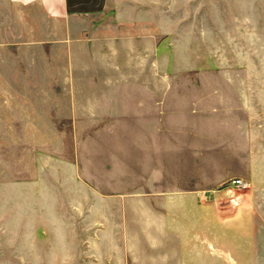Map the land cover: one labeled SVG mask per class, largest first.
Listing matches in <instances>:
<instances>
[{"label": "crops", "instance_id": "crops-1", "mask_svg": "<svg viewBox=\"0 0 264 264\" xmlns=\"http://www.w3.org/2000/svg\"><path fill=\"white\" fill-rule=\"evenodd\" d=\"M160 4L0 0V123L19 122L25 222L76 239L72 264H251L220 246L238 232L219 186L264 164V77L241 63L166 79L192 67L165 64L189 45L164 43ZM240 201L234 227L250 224Z\"/></svg>", "mask_w": 264, "mask_h": 264}, {"label": "rangeland", "instance_id": "rangeland-1", "mask_svg": "<svg viewBox=\"0 0 264 264\" xmlns=\"http://www.w3.org/2000/svg\"><path fill=\"white\" fill-rule=\"evenodd\" d=\"M160 5L164 43L171 41L165 39L168 34H175L178 42L189 45L179 47L175 55H165V64L185 62L191 63L192 67L185 71L181 69V72L166 68V79L195 77L213 67H223L227 73L237 74L240 73L237 65L241 63L245 66L244 72L264 77V0H161ZM228 180L219 186V190L224 191L220 197L225 206L223 209L227 210L223 213L227 219L224 230H234L238 234L235 239L225 237L220 246L226 253L234 255L250 249L254 255L251 264H264V164L251 184L244 179L248 183L245 189H226L224 185ZM240 199L249 201L250 206L238 215V219L241 221L248 216L250 224L234 227L231 219ZM27 219L19 122L0 123V264L74 262L76 255L71 249L76 239L68 238L66 244L56 238L41 240L32 226L26 224ZM79 241L83 246L82 239ZM84 257L87 262V253L81 254V263L87 264ZM227 261L228 264H250L242 258Z\"/></svg>", "mask_w": 264, "mask_h": 264}, {"label": "built area", "instance_id": "built-area-1", "mask_svg": "<svg viewBox=\"0 0 264 264\" xmlns=\"http://www.w3.org/2000/svg\"><path fill=\"white\" fill-rule=\"evenodd\" d=\"M247 185H248L247 181L244 180L243 178L232 177V178H230V180H228L225 183L224 186L226 189L233 188V189L242 190V189H245V187H247Z\"/></svg>", "mask_w": 264, "mask_h": 264}]
</instances>
